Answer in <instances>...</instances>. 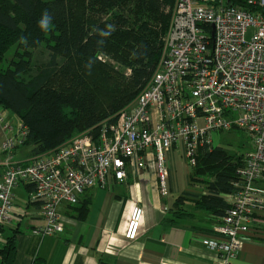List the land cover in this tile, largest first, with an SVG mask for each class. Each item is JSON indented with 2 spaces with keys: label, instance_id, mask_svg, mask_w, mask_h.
<instances>
[{
  "label": "built area",
  "instance_id": "obj_1",
  "mask_svg": "<svg viewBox=\"0 0 264 264\" xmlns=\"http://www.w3.org/2000/svg\"><path fill=\"white\" fill-rule=\"evenodd\" d=\"M15 124V125H14ZM7 155L0 177V234L10 221L12 190L30 187L38 204L41 236L63 232L61 204L76 205L84 192L123 182L152 154L160 191L166 195V153L180 145L189 167L199 147L212 148L213 134L243 131L251 142L234 173L229 207L203 239L213 264H233L251 232L264 231V0H176L164 53L135 102L95 135L76 134L55 149L15 161L26 127L0 106ZM142 208L130 213L125 238L136 237Z\"/></svg>",
  "mask_w": 264,
  "mask_h": 264
},
{
  "label": "trees",
  "instance_id": "obj_2",
  "mask_svg": "<svg viewBox=\"0 0 264 264\" xmlns=\"http://www.w3.org/2000/svg\"><path fill=\"white\" fill-rule=\"evenodd\" d=\"M172 0H0V106L26 127L23 145L34 156L78 133L95 135L100 122L114 121L144 88L162 55V37ZM47 12V31L39 27ZM114 30L102 37L100 31ZM102 41V43H100ZM43 46L47 58L34 63L32 50ZM190 185L201 193L179 194L165 222L169 225L201 211L213 220L229 207L242 153L221 146L199 147ZM28 187V186H27ZM30 190V187H28ZM78 217L85 203L76 205ZM188 207V208H187ZM213 223V222H212ZM211 234L209 230L206 237ZM14 236L0 249V264H13Z\"/></svg>",
  "mask_w": 264,
  "mask_h": 264
},
{
  "label": "crops",
  "instance_id": "obj_3",
  "mask_svg": "<svg viewBox=\"0 0 264 264\" xmlns=\"http://www.w3.org/2000/svg\"><path fill=\"white\" fill-rule=\"evenodd\" d=\"M7 116L16 123V116L10 112ZM14 133L6 134L0 125V177L7 159L2 142ZM30 150V146L18 145L12 158L27 162ZM146 162L138 173L129 172L123 182L112 180L104 188L87 189L80 198L86 207L84 216L78 217L76 207L61 204L58 210L63 232L56 235L35 233L43 224L39 206L29 200L26 185L14 187L10 221L1 230L0 249L14 236L13 264H213L215 254L203 244L212 227L210 216L193 211L190 218L171 225L165 222L179 194L201 193L200 187L190 185L181 146L175 145L166 153V195L160 191L152 154ZM135 206L142 208V217L136 237L128 240L125 230ZM232 263L264 264L263 230L246 236Z\"/></svg>",
  "mask_w": 264,
  "mask_h": 264
},
{
  "label": "rangeland",
  "instance_id": "obj_4",
  "mask_svg": "<svg viewBox=\"0 0 264 264\" xmlns=\"http://www.w3.org/2000/svg\"><path fill=\"white\" fill-rule=\"evenodd\" d=\"M176 0H172L170 4H167L166 11L164 12L167 17H168V22H167V28L166 31L162 37V55L164 53V39L167 34L169 24H170V19H171V14L175 5ZM15 51V47L11 48L6 54L5 57L2 61H0V68H6L7 63L9 60L12 58L13 53ZM32 57L34 60V63L40 62L41 60L47 58L49 56V53L43 48V46L38 47L37 49L32 50ZM161 55V57H162ZM138 95V94H137ZM136 97L134 100L129 103L127 106H125L121 111H123L125 108H127L129 105L133 104L135 102ZM119 111V113L121 112ZM80 134V133H78ZM213 141H212V146H221L225 151H227L230 154H240L242 153V158H244L245 153L251 149V142L247 135L241 131V130H230V131H225L221 133H214L213 135ZM199 152L197 151L196 158L198 157ZM190 174L192 173V169L189 167ZM199 183L192 185L193 187H200L198 186Z\"/></svg>",
  "mask_w": 264,
  "mask_h": 264
},
{
  "label": "clouds",
  "instance_id": "obj_5",
  "mask_svg": "<svg viewBox=\"0 0 264 264\" xmlns=\"http://www.w3.org/2000/svg\"><path fill=\"white\" fill-rule=\"evenodd\" d=\"M50 23H51V17L49 16V14H48L47 12H44V13L42 14L41 19H40L39 22H38L39 27H40L42 30L47 31L48 28H49ZM113 30H114L113 26L109 25L107 31H103V30L100 31V35H101L102 37L109 36ZM100 43H102V41H101Z\"/></svg>",
  "mask_w": 264,
  "mask_h": 264
}]
</instances>
